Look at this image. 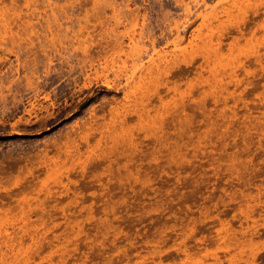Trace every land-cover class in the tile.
Here are the masks:
<instances>
[{
  "label": "rangeland",
  "instance_id": "1",
  "mask_svg": "<svg viewBox=\"0 0 264 264\" xmlns=\"http://www.w3.org/2000/svg\"><path fill=\"white\" fill-rule=\"evenodd\" d=\"M0 264H264V0H0Z\"/></svg>",
  "mask_w": 264,
  "mask_h": 264
},
{
  "label": "bare ground",
  "instance_id": "2",
  "mask_svg": "<svg viewBox=\"0 0 264 264\" xmlns=\"http://www.w3.org/2000/svg\"><path fill=\"white\" fill-rule=\"evenodd\" d=\"M185 28V31H186V26L184 27ZM178 30V29H177ZM183 30V29H182ZM180 32V31H179ZM165 31L164 32H160V34H159V36H156V35H154L153 34V36H152V39L150 38L149 39V41H151V44H152V46H153V48H154V46H155V44H156V42H157V40H158V37H160V38H163V37H165ZM117 44H118V42H117ZM144 45V44H143ZM145 47L143 46L142 47V45L139 47V48H137V54L138 55H142V52H143V49H144ZM148 52V48H145V51H144V54L145 53H147ZM143 54V55H144ZM203 56V55H202ZM203 58V57H202ZM196 62V61H195ZM193 63V62H192ZM70 66V70H72L73 68H74V66L72 65V64H69ZM198 66L196 65H194V64H184V65H182V66H180L177 70H176V68H175V70H176V73L175 74H177L178 76H184V75H186V74H191V72H193L194 71V69H196ZM81 73H82V70H81ZM192 75V74H191ZM174 76V75H173ZM176 76V75H175ZM117 84H120V86H121V83H117ZM124 84H126V83H124ZM120 86H115L114 87V89L116 88V89H118ZM111 88H113L112 86H110ZM120 88H122V87H120ZM198 88V87H197ZM204 88V87H203ZM199 90V89H198ZM116 91H118V90H116ZM198 92V91H197ZM213 92H215V91H213ZM217 92V91H216ZM195 97V96H194ZM189 101V100H188ZM191 106V105H190ZM191 108V107H190ZM190 108H188V109H190ZM192 109H193V107H192ZM191 109V110H192ZM198 109H199V107H198ZM200 117V116H199ZM137 156V155H136Z\"/></svg>",
  "mask_w": 264,
  "mask_h": 264
}]
</instances>
